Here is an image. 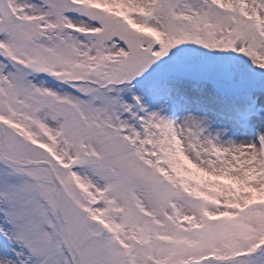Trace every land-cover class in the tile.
Masks as SVG:
<instances>
[{
    "label": "snow or ice",
    "instance_id": "snow-or-ice-1",
    "mask_svg": "<svg viewBox=\"0 0 264 264\" xmlns=\"http://www.w3.org/2000/svg\"><path fill=\"white\" fill-rule=\"evenodd\" d=\"M0 264H264V0H0Z\"/></svg>",
    "mask_w": 264,
    "mask_h": 264
}]
</instances>
